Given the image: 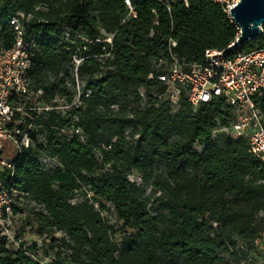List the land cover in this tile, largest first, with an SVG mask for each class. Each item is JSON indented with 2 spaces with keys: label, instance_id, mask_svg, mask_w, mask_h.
<instances>
[{
  "label": "trees",
  "instance_id": "16d2710c",
  "mask_svg": "<svg viewBox=\"0 0 264 264\" xmlns=\"http://www.w3.org/2000/svg\"><path fill=\"white\" fill-rule=\"evenodd\" d=\"M129 1L131 10L124 0H0V48L13 46L10 19L19 12L23 41H33L28 90H40L35 100L45 105L54 95L66 98V109L52 107L33 121L45 137L41 150L57 165L43 171L39 150L22 147L11 169L1 167L0 179L41 206L29 221L38 234L61 233L50 240L52 264H229L263 230L264 159L244 138L210 140L214 128L232 119L221 97L195 110L182 101L171 113L150 86L162 91L157 64L169 48L201 61L206 49L225 50L239 30L212 0ZM88 41L86 50L81 43ZM73 55L82 85L71 104L73 94L58 75ZM258 105L264 112V98ZM131 172L152 186L151 196L128 179ZM82 189L83 197L71 202ZM110 207L117 229L101 214ZM2 242L0 264H38L26 253L34 246L9 251Z\"/></svg>",
  "mask_w": 264,
  "mask_h": 264
},
{
  "label": "built area",
  "instance_id": "2783aa9c",
  "mask_svg": "<svg viewBox=\"0 0 264 264\" xmlns=\"http://www.w3.org/2000/svg\"><path fill=\"white\" fill-rule=\"evenodd\" d=\"M212 1L220 4L230 16L229 8L239 0ZM124 2L131 10L130 1ZM22 16L19 12L10 19L15 35L13 46L9 49L0 48V151L4 141L13 143L18 151L30 146L29 129L21 126V117H14L19 109L11 100L13 96H22L28 92L26 74L31 65V53L28 51L33 47V41H23L19 19ZM261 30L260 36L264 37V24ZM107 40L110 42L109 38ZM169 45L173 47L176 42L170 39ZM222 51L206 49L201 61H191L178 56L169 48L168 57L160 59L157 64L159 66L162 63V71L156 75V79L163 89L159 93L158 86L151 85V95L158 101L167 102L171 113L177 110L182 101H186L195 110L200 103L221 97L230 106L232 119L228 124L214 128L210 140L222 144L226 140L244 138L251 153L264 159V112L258 105V100L264 98V40L258 48L232 57H227L226 52ZM79 61L78 58L77 65ZM152 79L150 73L146 80ZM143 90V87L138 88L142 103L145 102ZM36 94H41V91H36ZM196 143L201 149L203 143ZM0 164L12 168L11 162L3 158ZM23 194L8 187L7 181L0 179V232L12 213L15 200Z\"/></svg>",
  "mask_w": 264,
  "mask_h": 264
},
{
  "label": "rangeland",
  "instance_id": "374dc122",
  "mask_svg": "<svg viewBox=\"0 0 264 264\" xmlns=\"http://www.w3.org/2000/svg\"><path fill=\"white\" fill-rule=\"evenodd\" d=\"M64 29V37H67L69 30ZM108 38H106L107 40ZM108 41V40H107ZM82 42V46L86 47V50L90 48L91 41ZM78 56L73 55L72 58L61 69L58 78L64 79V85L69 92L73 94L72 103H78L79 90L81 88V82L76 78ZM75 78V84H72L69 79ZM50 80L55 79V75H52ZM40 94H35L32 90L22 96H13V105L18 107L22 124L25 125L28 130L30 146L39 150V163L43 171L52 170L57 162L54 158L48 156L44 150L39 146L45 140V137L37 131L38 128L33 123L36 117L42 115L46 110V107L55 106L61 110L66 109V98L60 96H53L51 104L45 105L42 101L35 100ZM174 113V111H172ZM35 114V115H34ZM130 128H127L125 132H128ZM3 142V148L0 153V160L3 158L6 162H11L17 155V147L13 143ZM197 150L200 149L198 143L194 144ZM0 164V169H1ZM128 179L134 181L135 184L143 191L144 195L151 196L153 188L148 183L140 178V176L131 172L128 174ZM84 189L74 192L71 202L80 200L83 197ZM39 206L31 197L19 195L13 205L12 213L7 219L6 223L1 227L0 241L2 247L9 251L24 250L28 246H34L33 250L26 252L32 259L36 260L38 264H52L55 259V246L50 245L52 237H59L60 232L54 233L52 236L40 235L35 229V225L29 221L33 215V212L39 209ZM16 210V211H13ZM101 214L106 217L109 224H114L117 229L115 217L112 213V208L108 210H101ZM262 223L263 230L258 239L253 244H242L243 253L236 252V257H229V264H264V216L260 214L258 216ZM3 235V236H2ZM115 236H119V231L115 232ZM236 251V250H235ZM234 251V252H235Z\"/></svg>",
  "mask_w": 264,
  "mask_h": 264
},
{
  "label": "water",
  "instance_id": "95a60500",
  "mask_svg": "<svg viewBox=\"0 0 264 264\" xmlns=\"http://www.w3.org/2000/svg\"><path fill=\"white\" fill-rule=\"evenodd\" d=\"M229 14L239 30V35L222 53L261 35V26L264 24V0H239L229 8Z\"/></svg>",
  "mask_w": 264,
  "mask_h": 264
}]
</instances>
